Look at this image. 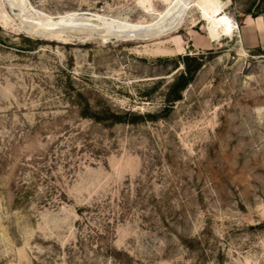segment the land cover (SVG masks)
<instances>
[{
	"label": "rangeland",
	"instance_id": "obj_1",
	"mask_svg": "<svg viewBox=\"0 0 264 264\" xmlns=\"http://www.w3.org/2000/svg\"><path fill=\"white\" fill-rule=\"evenodd\" d=\"M0 264H264V0H0Z\"/></svg>",
	"mask_w": 264,
	"mask_h": 264
},
{
	"label": "bare ground",
	"instance_id": "obj_2",
	"mask_svg": "<svg viewBox=\"0 0 264 264\" xmlns=\"http://www.w3.org/2000/svg\"><path fill=\"white\" fill-rule=\"evenodd\" d=\"M14 1V0H13ZM215 2V1H214ZM218 2V1H217ZM216 2V3H217ZM216 3H213L212 2V5L210 3L211 6H208L209 8L208 9H204L203 10V15H204V18L207 19L208 21L211 22L212 24V27H211V31H215V29L217 28L216 26L220 25L221 28L225 31L226 35H229L231 34L237 27H236V24L229 18L227 17V15H224L221 13V8L219 6L216 5ZM219 4V3H218ZM28 5V4H27ZM17 6V5H16ZM18 7V6H17ZM223 8V7H222ZM212 12V16H210V11ZM223 11V10H222ZM176 13V12H175ZM180 13V12H179ZM73 18H72V17ZM70 17L72 18L70 21H79V22H89L93 19H98L99 16L96 15V14H92V13H89V12H81V13H75V14H72L70 15ZM68 19V18H67ZM68 20V21H69ZM67 21V22H68ZM95 21V20H94ZM105 21V20H104ZM177 21V20H176ZM207 21V22H208ZM76 22V21H75ZM96 23V22H95ZM101 23V22H100ZM102 23H103V19H102ZM101 23V25H103ZM182 23V22H181ZM85 24V23H84ZM210 24V23H209ZM75 25V24H74ZM98 25V24H97ZM96 25V26H97ZM35 26V25H34ZM51 26V25H50ZM73 26V25H71ZM142 27V26H140ZM67 28V26L65 27ZM145 28V27H144ZM177 28V27H176ZM113 29V28H112ZM29 30V29H28ZM214 31L212 32V34H214ZM46 32V31H45ZM52 32V31H51ZM55 32V31H53ZM41 33V32H40ZM48 33V31H47ZM167 33V32H166ZM224 33V32H223ZM44 34V33H43ZM125 35V34H124ZM43 36V35H42ZM133 36L131 35V38ZM213 40V39H212Z\"/></svg>",
	"mask_w": 264,
	"mask_h": 264
},
{
	"label": "trees",
	"instance_id": "obj_3",
	"mask_svg": "<svg viewBox=\"0 0 264 264\" xmlns=\"http://www.w3.org/2000/svg\"><path fill=\"white\" fill-rule=\"evenodd\" d=\"M248 15H252L251 14V12L249 11L248 13H247ZM260 14H256V15H253L254 17H257V16H259ZM187 60H189V59H187ZM184 65H187V63L185 62L184 63ZM196 70V69H195ZM194 70V71H195ZM196 73V71L195 72H193V71H191V70H187L186 71V74L187 75H189V79H185V80H183V82H181V84L180 83H174L173 85H172V88L174 89V90H176V92H177V94H176V96L175 97H172L171 98V96H169V102L170 103H173V102H175V101H178V99H179V96H178V92L180 93V91H182V89L183 88H185L186 87V85L187 84H189L193 79H194V77H195V74ZM172 89V90H173ZM115 118H114V120H112V122L113 123H122V122H124V120H122L121 118H119V116H114ZM156 119V118H154V117H151V116H146V117H143V116H138L137 117V119L135 120V121H137V120H145V119ZM132 123H135V122H132Z\"/></svg>",
	"mask_w": 264,
	"mask_h": 264
}]
</instances>
